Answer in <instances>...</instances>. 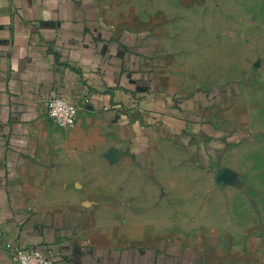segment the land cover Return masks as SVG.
Wrapping results in <instances>:
<instances>
[{
	"label": "crops",
	"instance_id": "obj_1",
	"mask_svg": "<svg viewBox=\"0 0 264 264\" xmlns=\"http://www.w3.org/2000/svg\"><path fill=\"white\" fill-rule=\"evenodd\" d=\"M145 2L0 0V264L15 246L54 264H264L262 233L171 224L173 191L232 133ZM53 95L79 106L74 125L48 116Z\"/></svg>",
	"mask_w": 264,
	"mask_h": 264
},
{
	"label": "rangeland",
	"instance_id": "obj_2",
	"mask_svg": "<svg viewBox=\"0 0 264 264\" xmlns=\"http://www.w3.org/2000/svg\"><path fill=\"white\" fill-rule=\"evenodd\" d=\"M144 6L157 9V28L187 92L217 91L212 120L232 133L215 154L209 148L213 158L197 156L201 172L173 191L182 203L168 207L173 228L264 234V0H146Z\"/></svg>",
	"mask_w": 264,
	"mask_h": 264
},
{
	"label": "built area",
	"instance_id": "obj_3",
	"mask_svg": "<svg viewBox=\"0 0 264 264\" xmlns=\"http://www.w3.org/2000/svg\"><path fill=\"white\" fill-rule=\"evenodd\" d=\"M79 106L61 96H49L46 100V113L59 126H72L77 120ZM11 253L18 264H54L53 259L37 248L12 247Z\"/></svg>",
	"mask_w": 264,
	"mask_h": 264
}]
</instances>
